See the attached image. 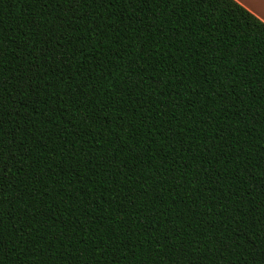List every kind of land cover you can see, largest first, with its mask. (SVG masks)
Returning a JSON list of instances; mask_svg holds the SVG:
<instances>
[{
  "label": "trees",
  "instance_id": "1",
  "mask_svg": "<svg viewBox=\"0 0 264 264\" xmlns=\"http://www.w3.org/2000/svg\"><path fill=\"white\" fill-rule=\"evenodd\" d=\"M83 2L65 18L60 0H0L17 157L0 264H251L232 242L237 205L264 238V25L229 0ZM52 33L55 63L39 55Z\"/></svg>",
  "mask_w": 264,
  "mask_h": 264
},
{
  "label": "snow or ice",
  "instance_id": "2",
  "mask_svg": "<svg viewBox=\"0 0 264 264\" xmlns=\"http://www.w3.org/2000/svg\"><path fill=\"white\" fill-rule=\"evenodd\" d=\"M62 2L63 7L61 11L64 13L65 18L73 17L77 14V10L80 7H86V4L83 0H60ZM125 2H132V0H125ZM145 2H149V0H145ZM173 8L179 6L182 3H187L188 0H171ZM200 3H206L209 7L214 6L217 3H220V0H200ZM229 3L232 4L233 7L236 8L237 11L241 12L242 16H246L247 12H251L255 17L258 18L259 24L264 25V0H229ZM239 6V7H237ZM244 9L247 12L243 11ZM171 11V9H170ZM259 25L256 21L250 27H258ZM48 31L51 33V28L49 27ZM264 32V29H261ZM43 41L46 42L47 46L42 47L39 55L43 61H53V56H58L60 53L57 52V48L63 52L64 50V36L63 33L55 34L52 33L51 36L45 35L43 37ZM262 46H264V39L261 41ZM51 54V55H50ZM53 63H55L53 61ZM33 65L37 70H42L43 65L37 63L35 60L33 61ZM56 68H59V64L55 65ZM52 67V64H49V68ZM48 73L45 72V76ZM29 79H35V76L29 77ZM30 87V86H29ZM3 113V104L0 101V114ZM3 120L0 118V194L5 192V189L9 186L8 181L10 179L8 173L11 171L10 165L13 160L17 159L16 154L11 151L10 147L5 146L3 143V131H2ZM14 175V173H13ZM261 191L264 192V183L260 185ZM3 201L0 199V205H2ZM238 209V223L236 224V232L237 239L233 240V246L235 247L238 243L239 246L243 249L247 248L249 253H251V264H264V238L260 240L257 244L255 243L250 236H248L247 231L241 227V225L245 224L246 219L251 217V213L254 209H242L240 205L236 206ZM231 224L232 221L229 220ZM254 228L255 225H252ZM260 231L264 233V221L261 222ZM254 234V233H253ZM247 237V239H245ZM226 246L225 243H221V247Z\"/></svg>",
  "mask_w": 264,
  "mask_h": 264
}]
</instances>
